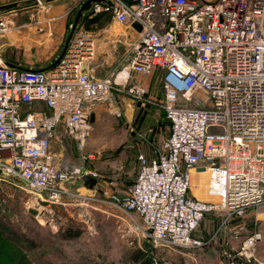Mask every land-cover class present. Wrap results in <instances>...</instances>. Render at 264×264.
Returning a JSON list of instances; mask_svg holds the SVG:
<instances>
[{"label": "built area", "instance_id": "obj_1", "mask_svg": "<svg viewBox=\"0 0 264 264\" xmlns=\"http://www.w3.org/2000/svg\"><path fill=\"white\" fill-rule=\"evenodd\" d=\"M83 14L111 16L126 29L131 48L116 85L145 105L150 91L141 78L160 72V106L170 123L168 138L138 156L135 181L111 195V204L138 217L152 250L204 247L213 238L196 232L207 215L221 212L224 228L234 224L240 241L236 256L225 255L264 264L258 222L252 230L243 224L250 212L264 215V0H101ZM77 27L69 25L63 52L46 69L0 58V177L42 202L58 203L76 185L87 191L78 194L84 200L98 197L90 193L100 175L90 164L101 152L86 147L92 116L115 82L92 77L95 41ZM10 30L0 12V36ZM60 126L82 153L78 166L62 167L51 150ZM194 173H208V199L191 195ZM86 176L97 179L94 189L85 186Z\"/></svg>", "mask_w": 264, "mask_h": 264}, {"label": "rangeland", "instance_id": "obj_2", "mask_svg": "<svg viewBox=\"0 0 264 264\" xmlns=\"http://www.w3.org/2000/svg\"><path fill=\"white\" fill-rule=\"evenodd\" d=\"M18 1L23 0H7L5 4ZM203 1L214 3L217 0ZM71 2L65 3L66 11ZM77 10L74 8L71 20L75 19ZM55 16L53 6L41 3L12 12L7 18L17 26ZM100 18L92 17L93 20L79 24L76 30L95 41V58L90 64L92 77L115 82L108 98L96 110L92 138L86 147L90 153L101 152V157L90 164L100 175L97 192L90 194L99 198L84 200L78 194L87 191L76 185L68 187L72 194L62 196L60 202H42L19 182L0 177V228L9 255L15 263L28 264H244L242 258L231 260L225 255V251H231L236 256L240 241L233 239L231 228L234 224L224 228L221 212L207 215L196 232V236L205 241L213 238L204 247L150 251L145 245L148 242L146 229L138 217L126 215L109 201L111 195L121 196L126 186L135 181L140 169L138 156L150 154L155 146H160L170 134V124L160 106L163 98L161 73L141 78L150 91L145 105L138 106L128 95L127 88L116 85L118 74L127 64L131 40L126 37L125 28L112 27L111 16ZM9 33L0 36L3 61L30 64L45 61L44 57L23 56L12 43L14 35ZM125 75L122 72L119 77ZM134 79H130L131 82ZM51 150L62 167L78 166L81 162L82 153L62 126L55 133ZM202 181L204 189L209 176ZM198 184L202 183L193 176L191 195H196ZM201 193L208 199L205 190ZM255 222L264 234V215L250 212L243 220L249 230L254 228ZM138 251H142L144 257L135 262L133 258ZM257 255L264 260V241L257 248Z\"/></svg>", "mask_w": 264, "mask_h": 264}, {"label": "crops", "instance_id": "obj_3", "mask_svg": "<svg viewBox=\"0 0 264 264\" xmlns=\"http://www.w3.org/2000/svg\"><path fill=\"white\" fill-rule=\"evenodd\" d=\"M6 1L7 0H0V3H3V4H0L1 13L5 14L6 16H8V14L15 12V11H20V10H24L27 8L40 5V3L37 2V0H23V1L14 2L11 4H5ZM68 1H72V2L70 5V8H68L66 11L65 3ZM83 1L84 0H40L42 4H48L49 6H53V9L56 13L55 17L41 19L38 22H24L19 25L17 24V26L12 25L10 21V24L12 26H10L11 30H10L9 35H14L13 36L14 40L12 41V43H15V46L22 51V55L23 56H36L40 58L44 57L45 61L43 62L39 61L38 64L36 63L30 64V63H23V62L22 63L21 62L20 63L8 62V63L19 66V67H23V68L32 67L35 69H46L50 67L55 62L57 57L61 55V53L63 52L66 46V43L71 34V30L69 29V24L74 22L75 24L79 25L81 23H85L87 21L93 20L92 18H87L83 14L79 22L76 23V18H77V14L79 11V7H81V5L83 4ZM17 3L18 5H16ZM28 4H31V5L28 6ZM76 7L78 9L76 13V17L75 19L71 20L70 15L73 13L74 8ZM111 23H112L111 25L113 28L115 26H118V24H116L114 21H112ZM8 45H11L10 42L8 43ZM49 58H53V59L51 61H48L47 59ZM157 73H160V72H156L154 75H156ZM198 189L199 190L197 191L196 195H193V196L204 199V196H203L204 194L202 195L201 193V191H204V189L202 188H198Z\"/></svg>", "mask_w": 264, "mask_h": 264}, {"label": "trees", "instance_id": "obj_4", "mask_svg": "<svg viewBox=\"0 0 264 264\" xmlns=\"http://www.w3.org/2000/svg\"><path fill=\"white\" fill-rule=\"evenodd\" d=\"M98 18H100V16H98ZM164 115H165V113H164ZM28 242L31 243V241H28ZM147 248L150 251L152 250L149 247H147ZM143 257H144V253L142 251H138L133 259L135 262H140ZM0 264H28L27 262L15 263L13 261V258L9 255L8 245L6 243L5 235L3 234L1 228H0Z\"/></svg>", "mask_w": 264, "mask_h": 264}, {"label": "water", "instance_id": "obj_5", "mask_svg": "<svg viewBox=\"0 0 264 264\" xmlns=\"http://www.w3.org/2000/svg\"><path fill=\"white\" fill-rule=\"evenodd\" d=\"M94 1H101V0H87L81 7H80V9H79V11H78V14H77V18H76V23H78L79 22V20L82 18V16H83V13L85 12V11H87L89 8H90V6H91V4H92V2H94ZM38 2V1H37ZM31 4H28V6H30ZM19 7V6H18ZM17 8V7H16ZM10 9V8H9ZM0 12H1V10H0ZM134 27L138 30V31H141V27L136 23V24H134ZM141 105V103H138V106H140ZM92 122H95V116H92ZM1 173V172H0ZM83 181H84V184H85V186L86 187H88L89 189H94L96 186H97V183H98V181H97V179H95V178H93V177H90V176H86V177H84V179H83ZM146 247H149L150 249H151V244L149 243V242H147L146 244Z\"/></svg>", "mask_w": 264, "mask_h": 264}, {"label": "bare ground", "instance_id": "obj_6", "mask_svg": "<svg viewBox=\"0 0 264 264\" xmlns=\"http://www.w3.org/2000/svg\"><path fill=\"white\" fill-rule=\"evenodd\" d=\"M95 53H96V52H95ZM123 78H125V77H124V76L118 77V81H121ZM207 174H208V173H202V174H197V175H196V174L194 173V178L197 176V177L199 178V180H200V183H202V184H198V185H199V188H203V186H202V185H203V181H202V180L205 179V178L207 177ZM193 184L196 186L197 183H196L195 180L193 181Z\"/></svg>", "mask_w": 264, "mask_h": 264}]
</instances>
